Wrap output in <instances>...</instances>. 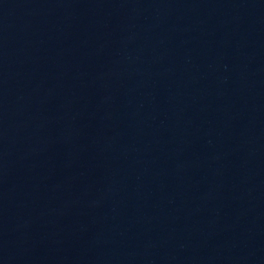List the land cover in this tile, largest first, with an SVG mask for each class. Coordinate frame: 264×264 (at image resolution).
I'll return each instance as SVG.
<instances>
[{"label":"water","instance_id":"obj_1","mask_svg":"<svg viewBox=\"0 0 264 264\" xmlns=\"http://www.w3.org/2000/svg\"><path fill=\"white\" fill-rule=\"evenodd\" d=\"M264 75V0H0V238L168 116Z\"/></svg>","mask_w":264,"mask_h":264}]
</instances>
